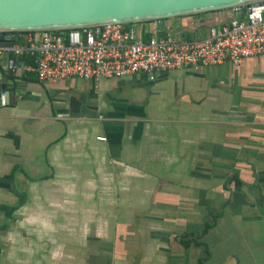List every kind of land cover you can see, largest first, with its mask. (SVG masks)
Masks as SVG:
<instances>
[{
  "label": "crops",
  "instance_id": "0c3cea01",
  "mask_svg": "<svg viewBox=\"0 0 264 264\" xmlns=\"http://www.w3.org/2000/svg\"><path fill=\"white\" fill-rule=\"evenodd\" d=\"M232 16L210 12L165 27L201 40ZM13 58L22 65L0 59L5 85H24L0 108V206H16L17 193L25 204L15 227L0 231V264H264V58L153 81L41 84L27 83L25 63ZM107 85L109 104L66 101ZM125 85H170L174 101L153 112L138 97L121 98ZM194 233L203 244L186 246ZM83 239L89 263H76ZM54 240L62 243L50 252Z\"/></svg>",
  "mask_w": 264,
  "mask_h": 264
},
{
  "label": "built area",
  "instance_id": "2783aa9c",
  "mask_svg": "<svg viewBox=\"0 0 264 264\" xmlns=\"http://www.w3.org/2000/svg\"><path fill=\"white\" fill-rule=\"evenodd\" d=\"M229 22L212 29L201 40H184L165 27V36L156 28L144 40L142 26L114 24L66 31L26 33L9 50L17 58L30 57L35 66L25 72L35 73L40 83L68 79L95 81L123 79L144 74L151 81L159 73L218 66L239 65L249 58H264V6H254L242 17L241 9L230 10ZM105 140V138H100Z\"/></svg>",
  "mask_w": 264,
  "mask_h": 264
},
{
  "label": "water",
  "instance_id": "95a60500",
  "mask_svg": "<svg viewBox=\"0 0 264 264\" xmlns=\"http://www.w3.org/2000/svg\"><path fill=\"white\" fill-rule=\"evenodd\" d=\"M264 0H0V47L10 49L17 42V33L66 31L114 24L154 22L158 33L165 31L168 19L240 8V17ZM11 66L13 54H0ZM0 68V108L14 103L21 80L5 85Z\"/></svg>",
  "mask_w": 264,
  "mask_h": 264
},
{
  "label": "rangeland",
  "instance_id": "374dc122",
  "mask_svg": "<svg viewBox=\"0 0 264 264\" xmlns=\"http://www.w3.org/2000/svg\"><path fill=\"white\" fill-rule=\"evenodd\" d=\"M149 86V85H148ZM110 86L107 85V88H105V86L100 87V90H95V89H91V91L89 89H85L84 91L80 92V96L77 98V102L76 104H74L72 102V100H70L71 98H67V103L71 102V106L72 107H78L81 105H85V106H96L100 103H102V105H106L109 104V100L110 97L108 96L109 92H110ZM161 90V86L158 85H153L151 87H145V86H141V85H125L122 87H119V93H120V97L121 98H127V97H138V99L140 100V102L144 103L145 106H147V108L150 111L155 112L156 110H158L159 108H164V106L166 104H163L164 102H167V104H172L174 101L173 95L175 93V90L172 86L167 85L166 88H164V92H160ZM91 94V97H90ZM67 96V95H66ZM23 212L19 214V216L17 217L18 222L21 220V217L23 218V216H25V211L22 210ZM69 211V210H68ZM50 212V211H48ZM51 213V212H50ZM53 213H51L50 218H53L52 216ZM15 227V222H11L10 221V227ZM35 231L41 232L40 230H38V228L35 226ZM10 230V229H9ZM8 230V231H9ZM71 231H74V228H71ZM53 234V236L57 233V231L51 232ZM85 233V231H83V234ZM5 234V233H2ZM75 234V233H74ZM77 236V235H74ZM75 242V240H71V241H67L66 243L72 244ZM38 241H34V245L35 247L38 244ZM62 243L61 241H50L49 244V249L50 252H52L54 249H59L58 248V244ZM64 243V241H63ZM78 244L76 248H79L83 251V253L81 254V259L76 257V263H78L79 261H81V263H89L87 260L89 258L88 256V251H86L89 248V244L90 241L88 239H83V240H78ZM71 247V245H70ZM5 254V253H4ZM39 259V257H35V261H37ZM53 258L51 257V260Z\"/></svg>",
  "mask_w": 264,
  "mask_h": 264
},
{
  "label": "trees",
  "instance_id": "16d2710c",
  "mask_svg": "<svg viewBox=\"0 0 264 264\" xmlns=\"http://www.w3.org/2000/svg\"><path fill=\"white\" fill-rule=\"evenodd\" d=\"M150 23H154V22H142V23H137L134 25L137 26H142L143 31H144V35L143 38L145 41L149 40L152 36V34L149 32V24ZM26 33H19V38H18V43L21 42V37L24 36ZM160 36H165L166 33H159ZM23 60V62L25 63V65H31V66H35V62L33 58L30 57H23L21 58ZM23 78L27 83H36V84H41L36 76L35 73L32 72H24L23 74ZM18 195V204L16 206H8V205H1L0 206V212H2L3 216L5 217V221L4 223L0 226V231H8L9 227H10V221L15 222L16 221V217H15V213L16 211H18L22 206H24L25 204V194H21V193H17ZM211 228L210 224H207L205 229L203 230V235L206 234V232L208 231V229ZM192 237L194 239H190L187 242H184V244L186 246H189V244L191 243H195V244H199L202 245V242H199L197 239L200 238L197 236L196 233L192 234Z\"/></svg>",
  "mask_w": 264,
  "mask_h": 264
}]
</instances>
